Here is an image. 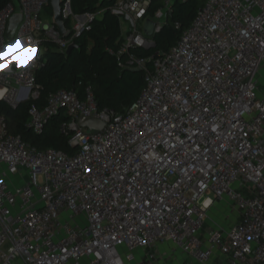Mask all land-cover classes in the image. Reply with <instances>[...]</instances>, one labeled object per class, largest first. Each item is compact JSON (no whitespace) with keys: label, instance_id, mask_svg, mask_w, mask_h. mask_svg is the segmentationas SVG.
<instances>
[{"label":"built area","instance_id":"2783aa9c","mask_svg":"<svg viewBox=\"0 0 264 264\" xmlns=\"http://www.w3.org/2000/svg\"><path fill=\"white\" fill-rule=\"evenodd\" d=\"M62 0L63 19L81 21ZM176 0L152 16L149 0H117L121 68L142 69L144 85L122 112L100 108L93 89L51 93L31 107L38 133L60 111L75 149H39L8 132L0 114V264H153L155 248L172 244L201 264H264V95L257 74L264 62V0H204L175 45L149 57L144 32L155 34ZM50 0H11L0 9V48L17 39L36 55L0 71V99L15 107L37 97L34 72L46 42L65 52L73 43L43 16ZM22 19L12 41L7 23ZM80 20V21H79ZM174 26L180 28L179 22ZM80 117L101 120L88 133ZM226 201L236 212L228 227H206L208 210ZM142 252L135 256L133 251Z\"/></svg>","mask_w":264,"mask_h":264},{"label":"trees","instance_id":"16d2710c","mask_svg":"<svg viewBox=\"0 0 264 264\" xmlns=\"http://www.w3.org/2000/svg\"><path fill=\"white\" fill-rule=\"evenodd\" d=\"M11 0H0L2 9ZM117 0H70L73 15H91L92 18L74 36L71 17L64 18L66 38L73 37L76 48L70 54L60 51L52 42L44 44L34 72V88L38 95L15 107L0 99V114L4 116L8 132L19 135L27 143L39 149H53L72 153L75 149L69 141L73 131L68 125L69 117L60 111L53 116L41 132H34L29 126L31 107L42 109L51 93L59 89L74 90L82 98L86 87L94 91L100 108L122 112L137 99L143 85V73L134 68H121L118 55L122 45L119 16L112 11ZM204 0H176L168 22L153 37L152 48H137L135 53L149 57L167 53L176 43L181 32L196 16ZM164 0H149L146 15L152 16ZM49 17L53 15L48 3L44 9ZM179 22L180 28L174 26Z\"/></svg>","mask_w":264,"mask_h":264},{"label":"water","instance_id":"95a60500","mask_svg":"<svg viewBox=\"0 0 264 264\" xmlns=\"http://www.w3.org/2000/svg\"><path fill=\"white\" fill-rule=\"evenodd\" d=\"M49 4L53 12L52 24L55 26L58 32L63 33L65 30V26H64V19H63V13H62V8H61L62 0H50ZM86 16H87L86 14L76 15V17L81 20L85 19ZM21 19H22L21 14H14L8 20L7 29H6V38L8 41L13 40L16 29ZM154 26L155 25L153 21H151L150 19L146 20V23L144 26V32L148 37L152 39L155 35V32L153 31ZM74 48H76V45L74 43H71L66 49L65 54H70ZM134 70L138 72L142 71L140 67L134 68ZM29 100L30 99L26 97V98L20 99L19 103L27 102ZM78 124L80 127L86 128L88 133H97L100 130H102V128L104 127V123L101 120L97 118H92V117H88V118L80 117L78 119Z\"/></svg>","mask_w":264,"mask_h":264},{"label":"rangeland","instance_id":"374dc122","mask_svg":"<svg viewBox=\"0 0 264 264\" xmlns=\"http://www.w3.org/2000/svg\"><path fill=\"white\" fill-rule=\"evenodd\" d=\"M43 16L46 18H51L48 16L47 13H43ZM73 21V25L76 22L75 20ZM80 21V20H79ZM82 21V20H81ZM121 27L122 30H125V28H128V23L126 21H122L121 22ZM13 68L17 69L18 67L16 66V63L13 62ZM257 80H258V85H259V94L260 95H264V62L260 65L258 74H257ZM235 211L233 210V208L229 205V203H227L226 201H221V202H217L214 204V206L208 210V216H207V224L208 225H213V224H220L222 226H227L230 223H232V221L234 220L235 217ZM170 247V245H166V247H160V249H168ZM133 254L135 256L140 254V249H135L133 251ZM157 261V260H156ZM154 261V263L156 262ZM167 264H172L171 261H169V263Z\"/></svg>","mask_w":264,"mask_h":264},{"label":"clouds","instance_id":"9594fccd","mask_svg":"<svg viewBox=\"0 0 264 264\" xmlns=\"http://www.w3.org/2000/svg\"><path fill=\"white\" fill-rule=\"evenodd\" d=\"M35 55V48H27L21 43L14 42L11 47L7 45L0 48V68L4 69L13 62L16 63L18 68L22 67L27 64Z\"/></svg>","mask_w":264,"mask_h":264},{"label":"crops","instance_id":"0c3cea01","mask_svg":"<svg viewBox=\"0 0 264 264\" xmlns=\"http://www.w3.org/2000/svg\"><path fill=\"white\" fill-rule=\"evenodd\" d=\"M122 30V27H121ZM220 202V201H216L215 203ZM214 203V204H215ZM214 204L211 206V208L214 206ZM210 208V209H211ZM236 219V213H235V217L234 220L232 221V223L235 221ZM207 220H206V227H213V226H217L218 224H213V225H208L207 224ZM232 223H230L227 226H222V225H218L224 228H228ZM166 245H170V247L168 249H160V247L162 248L163 246L166 247ZM156 251V262L153 264H167L169 263V261H171L172 264H201L196 260H189L185 255H183V253H181L180 250L175 249L174 246L172 244H160L157 245V247L155 248ZM142 251L140 250V253ZM12 264H23L22 261L20 259H16Z\"/></svg>","mask_w":264,"mask_h":264},{"label":"snow or ice","instance_id":"6c2138e0","mask_svg":"<svg viewBox=\"0 0 264 264\" xmlns=\"http://www.w3.org/2000/svg\"><path fill=\"white\" fill-rule=\"evenodd\" d=\"M15 42H16V43H21V41H20V40H18V39H17ZM8 46H9V47H11V46H12V44H9ZM27 48H32V47H31V46H29V47H27ZM2 70H3V69H2V68H0V71H2Z\"/></svg>","mask_w":264,"mask_h":264}]
</instances>
